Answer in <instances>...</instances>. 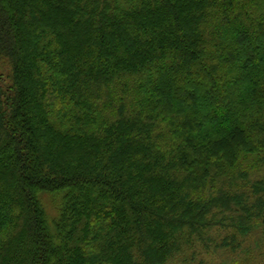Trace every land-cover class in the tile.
Masks as SVG:
<instances>
[{"label":"trees","instance_id":"trees-1","mask_svg":"<svg viewBox=\"0 0 264 264\" xmlns=\"http://www.w3.org/2000/svg\"><path fill=\"white\" fill-rule=\"evenodd\" d=\"M0 69V264H264V0H0Z\"/></svg>","mask_w":264,"mask_h":264},{"label":"rangeland","instance_id":"rangeland-1","mask_svg":"<svg viewBox=\"0 0 264 264\" xmlns=\"http://www.w3.org/2000/svg\"><path fill=\"white\" fill-rule=\"evenodd\" d=\"M3 68V67H2ZM0 72H1V69H0ZM47 204H48V209L49 211L52 213V215H54L55 213V210H54V205H55V201L52 199V198H49L47 197ZM231 260L233 261V259L231 258ZM220 264V259H216V260H213L211 262V264ZM229 264H234L233 262H230Z\"/></svg>","mask_w":264,"mask_h":264}]
</instances>
